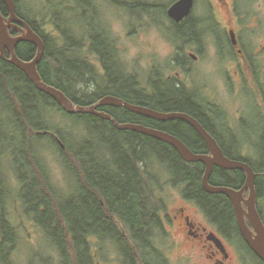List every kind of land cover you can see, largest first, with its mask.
Returning <instances> with one entry per match:
<instances>
[{
	"label": "trees",
	"instance_id": "1",
	"mask_svg": "<svg viewBox=\"0 0 264 264\" xmlns=\"http://www.w3.org/2000/svg\"><path fill=\"white\" fill-rule=\"evenodd\" d=\"M107 1L116 8L128 9L129 13L139 7L145 14L153 12L159 28L166 19L161 30L164 38L174 45L175 56L163 69L175 72L174 75L152 71L146 87H138L135 78L126 73V65L110 30L101 22L100 27H92L96 14L88 9L86 2L44 0L43 9L34 13L27 6L26 16H23L19 13L17 0H14L17 16L43 42V57L37 66L42 81L61 91L78 106H91L102 97L113 96L162 113L191 111L194 98L182 85L177 86L173 78L190 61L185 57V50L198 36L192 19L174 24L166 16L170 3L167 6H138L122 0ZM0 13L4 18L9 17L1 0ZM83 23L86 26H82ZM83 27L84 30H95L85 34ZM8 31L13 37L20 34L15 28ZM15 54L22 61H31L36 48L19 43ZM4 57L8 58L6 52ZM97 111L120 124L141 125L158 131H163L167 125L124 108L99 107ZM57 114L62 116L63 124L55 121ZM67 128L82 134L77 138L79 141L83 138H93L94 141L101 135L107 143L110 137H114L127 145H121L118 152L115 149L116 160L102 161L100 157L89 155L88 141L77 145ZM262 131L264 134V129ZM53 133L58 140H64L59 141L61 145L58 143L61 156L67 155L73 160V163L67 160L62 163L64 169L74 176L76 184L74 192L67 195L50 186L47 170L37 153L39 145L53 144L49 137ZM261 142L260 145H264V139ZM186 146L195 154H208L206 145ZM218 146L225 157L244 162L252 169L257 191L263 196L264 147L262 158L256 163L253 159L241 157L236 150L234 154L224 145ZM6 165L14 173L16 186L7 181ZM203 173L201 163L183 161L172 147L152 137L119 131L109 121L94 115L66 114L52 98L37 90L22 71L0 55V264H12L11 253L15 250L17 237L6 214L16 200V206L33 218L45 242L54 248L60 264H94L90 253L92 240L116 243L124 264H163L153 237V233L162 227V174L167 183L178 189L184 200L194 203L222 235L236 234L231 204L225 196L208 194L202 189ZM244 181L242 171L215 167L209 184L239 190ZM112 217L122 224L121 227L114 226ZM261 220L264 225V209ZM127 238L131 239L130 242Z\"/></svg>",
	"mask_w": 264,
	"mask_h": 264
},
{
	"label": "rangeland",
	"instance_id": "2",
	"mask_svg": "<svg viewBox=\"0 0 264 264\" xmlns=\"http://www.w3.org/2000/svg\"><path fill=\"white\" fill-rule=\"evenodd\" d=\"M80 1L86 2L88 9L96 14L92 27L95 25L100 27L99 23H104V26L115 37L120 49V57L126 65V73L135 78L138 87H146L148 76L152 71L164 72L166 76L174 75L175 72L163 69L164 65L170 63L175 56L174 45L164 38L163 30H161L165 27V18H162L165 21L163 24L161 23L162 26L159 28L157 23L154 22V13L145 14L141 12V7L135 8L129 13L128 9L116 8L107 0ZM122 1L137 3L138 6L143 4L167 6L173 0ZM225 1L229 3L231 0ZM236 1L241 15H244V24L247 27L241 33L243 36L251 37L250 55L253 56V61L256 64L252 72V78L247 76L241 81L237 79L233 66L216 54V49L211 44L212 34H208L209 31L206 33L208 35L205 36V39L203 37L199 38L198 43L191 44L186 48L185 57L190 59V61L184 66L183 70H179L177 82L185 90L195 95L199 94L205 103L215 109L223 123L228 124L230 122L233 125L234 136L237 139L238 137L239 139H244L249 135L247 141L249 140L252 145L224 146L228 151L234 154L237 151L236 153L241 157L253 159V162L257 163L262 158V148L264 147V145L258 143L264 139L262 138L264 135L263 127L259 126L257 129L250 131L240 130L237 126L239 122H236V117L240 116V119H244L245 116L251 118V115L255 114L264 120V104L261 102V99L264 100V0ZM17 2L19 13L23 16H26L25 10L28 8L27 6L34 13L44 7V0H17ZM212 5H214V8ZM212 14L221 24L225 22L224 11L218 8L216 0H195L193 18L202 20L206 17L208 23L206 27L205 22L201 23V29L206 30L210 27L209 19ZM155 16H159L157 11ZM252 20L256 22L252 23ZM217 25L216 27L220 28L221 25L219 26L218 23ZM82 26H86V24L83 23ZM93 30L95 28L84 30L83 27L82 32L89 34ZM189 54L195 55L197 59L192 60ZM122 76H125V74H122ZM257 90L259 91L257 92ZM60 116V114H57L55 121L63 124V121H61L62 116ZM72 130L68 129L67 131L71 132V137L77 140V145H84L83 143L88 141L90 146L89 155L91 157H100L102 161L116 160L118 155L115 149L117 148L118 152L121 145H127L126 142L120 139L116 140L114 137H110V142L107 143L105 142L106 138L101 135L95 137L94 141L93 138H86L85 140L83 138L79 141L77 138L82 134L77 133L74 129ZM249 133H252L253 136ZM49 137L52 139L53 144L43 143L44 145H39L37 153L40 159L43 160L47 170L50 186L62 195L73 193L76 188L74 176L70 171L65 170L62 165L64 160L69 163H73V160L67 155L61 156V148L58 142L62 141V139L59 138L58 140V136L55 133ZM72 139L70 141L74 143L75 140L73 141ZM42 141L48 142V139H43ZM5 170L7 172V181L11 186H16L15 176L10 166L6 165ZM163 174L160 177L163 181L160 199L164 206V211L161 215L163 218V220L161 218L162 227L159 232L153 233L157 252L163 264H202L201 252L198 249L191 250L188 244H184L182 233L178 232L175 227L176 222L174 224L171 222V215H173L172 213L175 209L182 208L184 213L197 225L199 223L213 224L209 222L204 213L195 204L184 200L179 190L167 183V178ZM13 203L14 205L9 206V211L6 214V218L15 229L17 237L15 250L11 253L12 264H60L56 251L48 242H45L44 235L33 221V218L16 206L18 200ZM260 207L264 209V204L261 203ZM232 236V239H235V235ZM90 244V253L91 256L93 255L94 264H124L123 256L116 243L104 240L101 242L91 241ZM241 253L245 259L248 258V264H256L250 259L251 254L246 249L243 248V251L241 249ZM235 263L238 264L237 261Z\"/></svg>",
	"mask_w": 264,
	"mask_h": 264
},
{
	"label": "water",
	"instance_id": "3",
	"mask_svg": "<svg viewBox=\"0 0 264 264\" xmlns=\"http://www.w3.org/2000/svg\"><path fill=\"white\" fill-rule=\"evenodd\" d=\"M1 1L7 8L9 14L8 18H4L0 13V55L3 59L22 71L37 90L52 98L66 114L94 115L102 120L109 121L119 131H131L149 136L169 145L187 163H201L204 166V173L201 178L202 189L208 194L223 195L230 201L237 228L242 239L253 254L264 263V225L255 208V174L246 163L225 157L221 148L213 138L193 118L185 114L157 112L146 107L129 104L113 96L102 97L91 106L84 107L74 104L61 91L42 81L37 72V66L41 62L44 52L41 38L24 20L17 16L14 0ZM192 6L193 0H176L166 9V15L175 23H179L189 16ZM10 28H15L20 34L16 37L11 36L8 31ZM19 43H28L36 48V55L33 60L22 61L16 56L15 48ZM5 52L8 54L7 59L4 57ZM191 56L194 58L193 55ZM99 107L124 108L130 113L159 122L182 120L191 125L201 136L208 148V154H195L179 139L168 133L141 125L120 124L111 116L97 111ZM58 143L60 144V142ZM215 167L224 170L242 171L245 174V181L242 188L234 190L227 187L211 186L209 179ZM247 190L248 198L244 199L243 194Z\"/></svg>",
	"mask_w": 264,
	"mask_h": 264
},
{
	"label": "flooded vegetation",
	"instance_id": "4",
	"mask_svg": "<svg viewBox=\"0 0 264 264\" xmlns=\"http://www.w3.org/2000/svg\"><path fill=\"white\" fill-rule=\"evenodd\" d=\"M174 1L176 0H173L171 3H173ZM216 3H218V8L224 11V15L226 17L223 24L217 21L212 14L211 18L209 19L210 27H208L206 30L201 29V23L205 22V27L208 23L206 17H204L202 20L193 18L195 0H193V6L188 17H186L179 23H175L171 19L170 20L174 24L180 25L188 18L192 19V21L194 22L196 34L198 35L193 44L198 43L199 38L201 39L203 37L205 39L206 35L212 34L211 44L215 47L216 54L218 56H221V58L224 59L225 62L227 61L229 65L233 66V69L236 71L235 74L237 76V79L241 81L247 76H253L252 72L255 69L256 65L253 61V56L250 55L251 37L243 36L241 33L244 28H247L244 24V15H241V11L240 9H238L236 0H231L229 3H227L225 0H216ZM212 7L214 8V5H212ZM196 17L198 18V16ZM254 22L256 21L252 20V23ZM217 23L219 24V26L221 25L220 28L216 27L218 26ZM207 32L209 33L206 34ZM189 55L192 60L197 59L195 55ZM191 55H193L194 58ZM178 73H176V75ZM173 82H175L177 86L181 85L179 84V82H177V76L173 78ZM258 91L259 90H257V92ZM190 94L191 98H194V101H192V104H190L192 110L178 113H182L193 118L213 138L217 145H252L249 140L247 141L249 135L244 139H239V137L237 139L236 136H234L235 133L232 130L233 125L230 122H228V124H226L225 122L223 123L222 119L220 118L219 114H217L215 109L211 107V105L205 103V101H203V98H201L199 94L195 95L192 92H190ZM261 102L264 104V100L261 99ZM236 122H239L237 126L240 130L243 129L245 131H250L257 129L259 126L263 127L264 129V120L255 114H252L251 118L245 116L244 119H240V116H237ZM162 123H167L168 126L170 125L169 127L167 125L164 126V130L162 132L168 133L170 135L175 133L173 136L179 139L183 144L206 145L201 136L188 123L182 120H170ZM249 134L252 135V133ZM258 143L263 144V142ZM254 188L256 194L255 208L260 216V219H262L263 209L260 207V204H264V193L262 196L257 191L256 181L254 182ZM243 197L244 199L248 198V190L244 192ZM243 208L245 209L244 206ZM172 214L173 215H171V222L172 224L176 222L175 227L177 228L178 232L182 233L184 244H188L191 250L198 249L201 252L202 264H236L235 261H237L238 264H248V258L245 259L241 253V249L243 251V248L251 254L250 259H252L256 264H262L256 258V256H254L249 251L248 246L242 239L237 228L235 216L234 222L236 224L237 232L236 234H234L235 239H232V235L223 236L222 234H220L214 225H206L201 223L197 225L189 218V216L184 213V209L182 208L175 209ZM112 221L115 227H121L122 224L118 222L115 217H112ZM130 240L127 238V241L130 242ZM138 264L141 263L139 262Z\"/></svg>",
	"mask_w": 264,
	"mask_h": 264
}]
</instances>
